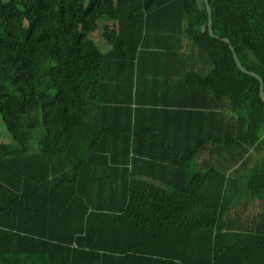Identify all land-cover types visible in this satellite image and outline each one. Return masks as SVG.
Masks as SVG:
<instances>
[{"label": "trees", "instance_id": "trees-1", "mask_svg": "<svg viewBox=\"0 0 264 264\" xmlns=\"http://www.w3.org/2000/svg\"><path fill=\"white\" fill-rule=\"evenodd\" d=\"M208 2L214 37L202 0H0V264H264V102L222 40L264 83V0Z\"/></svg>", "mask_w": 264, "mask_h": 264}, {"label": "water", "instance_id": "water-1", "mask_svg": "<svg viewBox=\"0 0 264 264\" xmlns=\"http://www.w3.org/2000/svg\"><path fill=\"white\" fill-rule=\"evenodd\" d=\"M203 3H204V7L206 9V13H207V28H208V33L211 37H214L215 35L213 34V31H212V22H211V9H210V6H209V2L208 0H202ZM225 43H228L229 44V48L232 52V56H233V59H234V62L236 64V66L238 67V69L243 72V73H246L254 78H256L259 82V96L261 98V100L264 102V83H263V80L262 78L252 72V71H247L243 66L242 64L240 63L237 55L235 54V51H234V48L233 46L229 43V40L227 38H223L222 39Z\"/></svg>", "mask_w": 264, "mask_h": 264}, {"label": "rangeland", "instance_id": "rangeland-1", "mask_svg": "<svg viewBox=\"0 0 264 264\" xmlns=\"http://www.w3.org/2000/svg\"><path fill=\"white\" fill-rule=\"evenodd\" d=\"M102 34V27H99L97 31H95L94 33L91 34L92 39L94 40V42L97 44V46L101 49H105L106 45L101 37ZM36 135H34L31 138V142L32 145L35 146L36 142H37V135L39 133V131L35 132ZM264 137V135H263ZM0 142H4V143H11L12 142V138L10 137V135L8 134V132L6 131L4 125L2 124L1 118H0Z\"/></svg>", "mask_w": 264, "mask_h": 264}, {"label": "crops", "instance_id": "crops-1", "mask_svg": "<svg viewBox=\"0 0 264 264\" xmlns=\"http://www.w3.org/2000/svg\"><path fill=\"white\" fill-rule=\"evenodd\" d=\"M258 158H262L264 157V145L263 146H260L258 148V154H256ZM237 184L242 186V183L240 182V180L237 181ZM242 191V188L240 187L238 192L240 193Z\"/></svg>", "mask_w": 264, "mask_h": 264}]
</instances>
